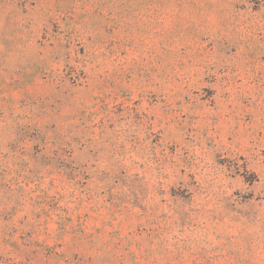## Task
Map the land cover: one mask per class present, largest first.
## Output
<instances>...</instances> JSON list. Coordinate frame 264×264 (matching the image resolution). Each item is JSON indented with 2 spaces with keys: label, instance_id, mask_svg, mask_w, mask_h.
<instances>
[{
  "label": "rangeland",
  "instance_id": "obj_1",
  "mask_svg": "<svg viewBox=\"0 0 264 264\" xmlns=\"http://www.w3.org/2000/svg\"><path fill=\"white\" fill-rule=\"evenodd\" d=\"M0 264H264V0H0Z\"/></svg>",
  "mask_w": 264,
  "mask_h": 264
}]
</instances>
